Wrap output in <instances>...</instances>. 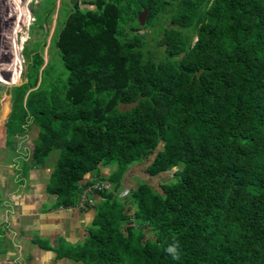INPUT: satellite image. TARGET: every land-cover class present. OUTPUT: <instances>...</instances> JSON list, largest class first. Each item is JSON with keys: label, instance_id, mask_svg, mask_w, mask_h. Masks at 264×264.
I'll use <instances>...</instances> for the list:
<instances>
[{"label": "trees", "instance_id": "1", "mask_svg": "<svg viewBox=\"0 0 264 264\" xmlns=\"http://www.w3.org/2000/svg\"><path fill=\"white\" fill-rule=\"evenodd\" d=\"M83 2L93 8L72 0L50 34L33 13L0 147L14 153L15 182L28 157L43 165L57 151L51 207H75L87 183L108 186L91 189L82 238L29 242L72 264H264V0ZM0 54L1 82L14 83L15 55ZM136 164L146 180L118 197ZM5 226L0 254L13 248Z\"/></svg>", "mask_w": 264, "mask_h": 264}, {"label": "rangeland", "instance_id": "2", "mask_svg": "<svg viewBox=\"0 0 264 264\" xmlns=\"http://www.w3.org/2000/svg\"><path fill=\"white\" fill-rule=\"evenodd\" d=\"M76 1L78 3V6L81 8H89V9L93 8L92 4L83 2L84 0H76ZM85 1H88V0H85ZM53 2L54 0H51L50 2H48V0H13V3L11 2L10 4L8 0H0V52L2 49L6 50L7 56H9L10 51L14 53L15 58H16L15 64L18 66V68H20L18 74L20 72H23V68H22L23 58L21 56V50H22V46L29 39L28 27L33 22V15L35 14L36 16L38 15L42 16L43 22L41 23V25L44 24V26L42 27V31L47 30L48 34H50L51 30L53 29L55 25V21L65 16L66 13H64L63 10L67 11L68 10L67 7H69L72 4V0H55V2L54 3ZM35 6H36V9L33 10ZM42 6L49 8V11L46 12L45 9H43L42 11L41 10ZM28 10H29V16H27ZM22 19H24V22L22 21ZM20 25H21V28H20ZM11 26L16 29V33L19 32L15 35V37H13V33L11 34L12 36H10V32L14 30L12 29ZM139 32L146 34L145 38L147 39L149 43L153 42L150 29L146 27L140 28ZM51 59L53 60V57H51ZM2 61L4 60L0 54V64L2 63ZM5 61H7V59H5ZM3 69H4V66L3 67L0 66V93H1L0 102L2 100L6 106L8 104L7 103L8 97L5 94L7 87L10 85H15V84L20 83L22 79L21 77H19L18 80L16 79L14 83H10V84L2 83L1 81L3 80L5 76ZM3 119L4 118L1 119L0 126L2 125ZM1 131L3 132L2 126H1ZM36 132H37V126L31 124V128L22 137L21 141L23 145L20 143V146H18L17 148L19 152H22L21 151L22 146L24 147L32 146V139L35 137ZM3 155H7V156H3ZM10 157H14L13 152L6 151L2 153V151H0V159H1L0 160V177L6 176V180H4V184L9 185L11 183L13 188L16 189V187L22 181L20 180V181L15 182L14 179L12 178L13 176H16L15 174L16 171L12 173V162L9 159ZM56 157H57V151L56 150L51 151L48 157L45 159V163L43 165H34V164L32 165L33 160L31 157H28L26 160L28 163L26 167L29 169L27 173L24 175L25 178L28 180V177L30 176L32 177L31 179L37 180L38 184L44 185L53 167V163H55ZM19 164L20 162H18V165ZM138 166L139 165L136 164L135 166L130 168L129 172L126 174L124 181H123L124 187L120 186L119 188L115 189L114 193H116L118 197L122 196L126 192L127 190L126 187H129V186L134 187L136 183H138L139 181L146 180L145 175L140 171V169L136 170ZM10 175H12V177L10 178L11 182H6ZM168 175L169 174H163L159 180L168 181L170 179ZM92 178H93V174L90 173L85 179L82 180V183L84 184L88 180H91ZM107 186H108L107 182L101 179L97 180V182H93V184H88V183L85 184L82 190V193H80L79 200L76 203L75 208L73 210L74 213L71 215H67L63 218L65 219L63 221L65 223L64 228H67V232H65L64 234L66 237L72 240H77L78 238L80 237L82 238L84 236V230L89 224V220L92 219L93 213H92L91 205L96 204L98 201V196L97 195L93 196L94 194L92 193L91 189L95 187L99 189V188H103ZM86 192L91 194V196L86 197V194H87ZM14 193L17 195L16 197L18 198H20V195L24 197V194L19 195L18 191ZM5 198L7 197L5 196ZM43 198L44 200L48 199V198L46 199L45 193H41V195H39L38 198H34L35 201L37 199L39 201L37 204H34V206L38 205V207H46L42 202ZM13 199H14L13 201L15 202V198ZM48 204H49V200H48ZM19 206H21L20 203H19ZM70 216H73V217H70ZM48 217L53 220L58 221L56 214H54L53 212H51V214H49ZM7 234L12 238V241L14 244H19L23 246V241L21 237L15 238V236L17 235L14 234V232L7 231ZM51 237L53 238L55 237V235H51ZM12 253L13 254H11V259H13L15 263H18L17 261L18 256L16 257L14 256L15 254L14 249H12ZM34 263L40 264V261L35 259ZM51 264H72V263L70 262L66 263L63 260H58L56 262H52ZM74 264H78V263H74Z\"/></svg>", "mask_w": 264, "mask_h": 264}, {"label": "crops", "instance_id": "3", "mask_svg": "<svg viewBox=\"0 0 264 264\" xmlns=\"http://www.w3.org/2000/svg\"><path fill=\"white\" fill-rule=\"evenodd\" d=\"M4 117L5 115L3 118ZM1 126L3 128V121ZM2 135L3 133L0 127V137ZM0 151H2V153L6 151L9 152V150L2 147H0ZM11 177L12 175L9 176L6 182H11ZM31 178L32 177L30 176L28 177V180L24 178L16 189H13L11 183L9 185L4 184L6 176L0 177V193L2 195V198L0 197V223L3 221L6 222L5 236L11 241L13 246V248H10L0 254V264H35V259L40 261V264H51L52 262L58 261L53 260L51 252L41 250L29 242V239H31L33 234H37L40 238L47 239L51 245L58 243V238L60 236L63 237L62 239L65 244L75 242V240L69 239L64 235L65 232H67V228H64L65 223L63 222L65 220L63 219L65 216L74 213L73 210L75 207H51V199L45 192V185H40L37 180ZM16 191H18L19 195L24 194V197L21 195L20 198L16 197L17 195L14 193ZM41 193H45L46 199L48 198L47 200H44L43 198L42 201L46 207H38V205L34 206V204L39 202L38 199L35 201L34 198H38ZM5 196L7 198H5ZM13 198H15V202L13 201ZM19 203L22 207L19 206ZM51 212L56 214L58 221L48 217ZM7 231L14 232V234L17 235L15 238L21 237L23 246L14 244L12 238L7 234ZM51 235H55V237L52 238ZM12 249L15 250L14 256H18V263H15L14 260L11 259V254H13ZM60 260L67 261V259ZM66 263H68V261Z\"/></svg>", "mask_w": 264, "mask_h": 264}, {"label": "clouds", "instance_id": "4", "mask_svg": "<svg viewBox=\"0 0 264 264\" xmlns=\"http://www.w3.org/2000/svg\"><path fill=\"white\" fill-rule=\"evenodd\" d=\"M20 74V73H19ZM19 74H18V77H19ZM166 251L170 254L173 255V258H177V253H176V246L175 245H172V246H169Z\"/></svg>", "mask_w": 264, "mask_h": 264}, {"label": "bare ground", "instance_id": "5", "mask_svg": "<svg viewBox=\"0 0 264 264\" xmlns=\"http://www.w3.org/2000/svg\"><path fill=\"white\" fill-rule=\"evenodd\" d=\"M2 106H3V109H2V111H1V115H0V117L4 116V114L6 113V106H5V104L2 103Z\"/></svg>", "mask_w": 264, "mask_h": 264}]
</instances>
